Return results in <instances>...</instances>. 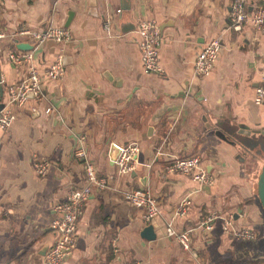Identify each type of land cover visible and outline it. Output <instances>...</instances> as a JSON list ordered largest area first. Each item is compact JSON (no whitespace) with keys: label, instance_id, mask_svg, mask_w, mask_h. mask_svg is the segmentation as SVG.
I'll use <instances>...</instances> for the list:
<instances>
[{"label":"crops","instance_id":"obj_1","mask_svg":"<svg viewBox=\"0 0 264 264\" xmlns=\"http://www.w3.org/2000/svg\"><path fill=\"white\" fill-rule=\"evenodd\" d=\"M232 1L0 0L5 34L47 25L71 33L67 42L48 39L36 48L27 37L0 38V100L6 85L26 71V63L6 56L26 49L18 43L30 47L27 64L43 70L58 53L66 64L61 79H44L41 99L13 106L12 121L0 129V264H42L55 238V204L70 187L84 184L78 151L109 187L94 190L83 203L76 245L64 264H255L263 256L264 215L253 192L263 160L236 136L244 128L264 141V104L253 101L264 33L250 24L231 29ZM142 19L160 25V73L142 69L136 32ZM213 37L221 43L214 66L197 75L195 59ZM130 142L139 145L133 169L117 173L111 145ZM192 155L212 183L200 187L191 174L166 170L173 159ZM41 158L48 165L38 173L35 161ZM134 187L157 199L159 214L149 222L121 193ZM186 194L191 204L173 218L177 229L196 226L210 211L232 212L235 224L255 235L230 237L217 219L209 231L196 228L190 249L183 248L165 234V222ZM147 224L153 239L141 235Z\"/></svg>","mask_w":264,"mask_h":264},{"label":"built area","instance_id":"obj_2","mask_svg":"<svg viewBox=\"0 0 264 264\" xmlns=\"http://www.w3.org/2000/svg\"><path fill=\"white\" fill-rule=\"evenodd\" d=\"M250 7V9H248ZM120 11V8L117 9ZM229 27L239 30L245 24L252 25L258 32L264 33V0H258L247 4L246 0H233L229 11ZM108 29V23H105ZM136 32L139 35L137 46L140 51L142 69L145 73H160L162 67L159 62V46L162 41V32L159 23L154 19H142ZM9 36L14 42L22 40V37L30 39L34 48L45 40L51 39L59 43L70 40V30L65 26L47 25L45 27H21L5 34L0 30V38ZM221 47L220 39L213 37L207 40L199 51L195 62L194 72L197 75H207L213 68ZM7 59L13 63H26L25 73L16 81L6 85L5 98L0 100V129L9 125L14 117L13 106H20L28 99H41L44 95V79H61L66 72L64 55L58 53L56 57L41 70L37 66L27 62L31 61L30 50L8 51ZM256 104H264V63L261 68L260 81L256 85L253 95ZM47 111L50 108H46ZM119 152L114 159L117 173H126L133 169L135 157L139 151L137 142L119 145ZM77 155L84 156V184L70 187L64 198L55 206V216L51 222V229L55 238L45 250L42 264H64L76 245L77 219L82 211L83 203L94 190L106 189L109 185L101 178L96 170L95 163L87 158L82 151ZM35 170L43 173L47 169L46 159H36ZM167 171L191 174L200 187L212 183L213 177L201 163L197 155L175 158L165 165ZM123 197L133 206L143 209V219L149 222L159 214L156 197L147 188L134 187L121 190ZM191 204L189 194L183 196L177 204L171 218L165 222V234L178 242L183 248L190 249L191 233L196 228L209 231L213 228L215 220L219 219L223 230L233 238H252L255 233L249 227H241L235 224L232 212L224 215L210 211L203 215L196 226H189L179 230L174 226L173 218L184 215ZM139 264V263H137Z\"/></svg>","mask_w":264,"mask_h":264},{"label":"water","instance_id":"obj_3","mask_svg":"<svg viewBox=\"0 0 264 264\" xmlns=\"http://www.w3.org/2000/svg\"><path fill=\"white\" fill-rule=\"evenodd\" d=\"M248 9H250V7ZM17 47L21 49L30 48L29 45H23L22 43H18ZM0 94H1V89H0ZM237 132L243 135L242 137L236 136L237 140H239L248 149L258 153L263 160L260 170L255 175L256 181L253 184V192L257 196V199L260 203L264 215V153H261L264 151H259L262 150L261 145L264 144L263 143L264 141H262V139L260 138H257L256 135L251 130L248 129L246 130L244 128L243 129L241 128V129H237ZM257 142H262V144L259 145ZM111 149L113 151V155L111 156V158L114 160L119 152V147L116 143H113L111 145ZM141 235L147 239H153L155 237V232L153 230L152 224L145 225L141 230ZM263 242H264V234H263Z\"/></svg>","mask_w":264,"mask_h":264},{"label":"trees","instance_id":"obj_4","mask_svg":"<svg viewBox=\"0 0 264 264\" xmlns=\"http://www.w3.org/2000/svg\"><path fill=\"white\" fill-rule=\"evenodd\" d=\"M255 264H264V254L255 262Z\"/></svg>","mask_w":264,"mask_h":264},{"label":"rangeland","instance_id":"obj_5","mask_svg":"<svg viewBox=\"0 0 264 264\" xmlns=\"http://www.w3.org/2000/svg\"><path fill=\"white\" fill-rule=\"evenodd\" d=\"M259 145L262 144V142H257ZM264 145V144H263ZM263 145H261V147H264ZM262 151V150H261ZM264 151V150H263Z\"/></svg>","mask_w":264,"mask_h":264}]
</instances>
